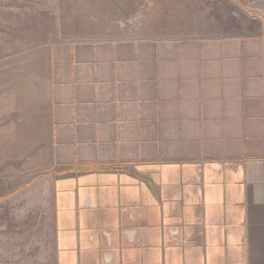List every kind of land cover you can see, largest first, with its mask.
<instances>
[{
    "label": "crops",
    "instance_id": "0c3cea01",
    "mask_svg": "<svg viewBox=\"0 0 264 264\" xmlns=\"http://www.w3.org/2000/svg\"><path fill=\"white\" fill-rule=\"evenodd\" d=\"M210 28L0 0V264H264L263 33Z\"/></svg>",
    "mask_w": 264,
    "mask_h": 264
},
{
    "label": "rangeland",
    "instance_id": "374dc122",
    "mask_svg": "<svg viewBox=\"0 0 264 264\" xmlns=\"http://www.w3.org/2000/svg\"><path fill=\"white\" fill-rule=\"evenodd\" d=\"M32 1L24 0V4ZM202 14L211 27L210 33L252 35L262 31L264 63V0H202Z\"/></svg>",
    "mask_w": 264,
    "mask_h": 264
},
{
    "label": "trees",
    "instance_id": "16d2710c",
    "mask_svg": "<svg viewBox=\"0 0 264 264\" xmlns=\"http://www.w3.org/2000/svg\"><path fill=\"white\" fill-rule=\"evenodd\" d=\"M248 13H250V12H248ZM251 14V13H250ZM251 15H254V14H251Z\"/></svg>",
    "mask_w": 264,
    "mask_h": 264
}]
</instances>
